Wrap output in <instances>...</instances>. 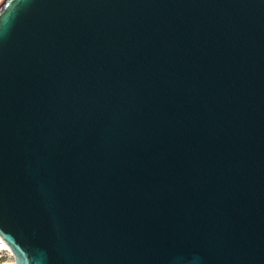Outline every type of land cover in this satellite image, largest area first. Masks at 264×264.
I'll return each mask as SVG.
<instances>
[{
    "label": "water",
    "instance_id": "obj_1",
    "mask_svg": "<svg viewBox=\"0 0 264 264\" xmlns=\"http://www.w3.org/2000/svg\"><path fill=\"white\" fill-rule=\"evenodd\" d=\"M0 246L264 264V0H2Z\"/></svg>",
    "mask_w": 264,
    "mask_h": 264
},
{
    "label": "rangeland",
    "instance_id": "obj_2",
    "mask_svg": "<svg viewBox=\"0 0 264 264\" xmlns=\"http://www.w3.org/2000/svg\"><path fill=\"white\" fill-rule=\"evenodd\" d=\"M1 1L2 0H0V2ZM12 262L13 260L10 252L7 249L0 246V264H12Z\"/></svg>",
    "mask_w": 264,
    "mask_h": 264
}]
</instances>
